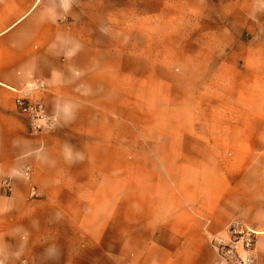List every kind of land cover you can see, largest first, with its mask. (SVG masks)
I'll return each instance as SVG.
<instances>
[{
    "label": "crops",
    "instance_id": "obj_1",
    "mask_svg": "<svg viewBox=\"0 0 264 264\" xmlns=\"http://www.w3.org/2000/svg\"><path fill=\"white\" fill-rule=\"evenodd\" d=\"M237 220L264 264V0H0V264H216Z\"/></svg>",
    "mask_w": 264,
    "mask_h": 264
},
{
    "label": "built area",
    "instance_id": "obj_2",
    "mask_svg": "<svg viewBox=\"0 0 264 264\" xmlns=\"http://www.w3.org/2000/svg\"><path fill=\"white\" fill-rule=\"evenodd\" d=\"M43 88V82H30L24 89L14 90V105L27 121V132L38 134L53 127V119L46 115L42 102L33 97V92ZM4 185L8 186L6 182ZM256 231L242 221L231 222L223 232L210 237L218 264H255L252 251Z\"/></svg>",
    "mask_w": 264,
    "mask_h": 264
},
{
    "label": "rangeland",
    "instance_id": "obj_3",
    "mask_svg": "<svg viewBox=\"0 0 264 264\" xmlns=\"http://www.w3.org/2000/svg\"><path fill=\"white\" fill-rule=\"evenodd\" d=\"M140 83H141V80H140ZM181 114H182V112H179V110H174L171 113L172 117H174V118H179L181 116ZM125 116H128V113L124 112V117ZM152 116H153V112L152 111L148 112L146 110H140V112H139L140 122H144L147 118L152 117ZM139 132H140V134H144V135H147L149 133L151 135H153L155 130H154V128H148V127L145 126V127H139ZM123 133H124V135H129V132H128L127 128H125V127L123 128ZM146 161H147L146 159H139V164L141 166H144L146 164ZM126 162H127V160L124 159V167H126V164H125ZM128 186H130V185H128ZM122 210H123L124 219H129L130 216H131V208L127 207V206H124L122 208ZM126 228L127 227H126V225L124 223V229H126ZM124 241L126 242V246H130V247L136 248V247L140 246V243H141L142 240L137 239V238H131L129 240H124ZM153 241L155 243L156 239H153L152 242ZM159 241L160 242H168V239L164 238L162 240L160 239ZM208 246L212 248L211 243H210V238L208 239ZM216 264H218L217 263V258H216Z\"/></svg>",
    "mask_w": 264,
    "mask_h": 264
}]
</instances>
